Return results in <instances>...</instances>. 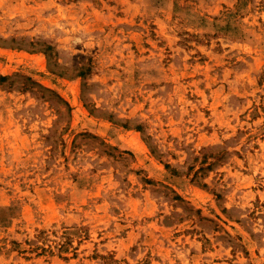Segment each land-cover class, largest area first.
I'll return each instance as SVG.
<instances>
[{
  "label": "rangeland",
  "instance_id": "1",
  "mask_svg": "<svg viewBox=\"0 0 264 264\" xmlns=\"http://www.w3.org/2000/svg\"><path fill=\"white\" fill-rule=\"evenodd\" d=\"M0 264H264V0H0Z\"/></svg>",
  "mask_w": 264,
  "mask_h": 264
}]
</instances>
